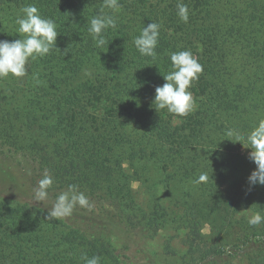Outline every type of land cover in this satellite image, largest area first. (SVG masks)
I'll return each instance as SVG.
<instances>
[{
	"label": "trees",
	"instance_id": "1",
	"mask_svg": "<svg viewBox=\"0 0 264 264\" xmlns=\"http://www.w3.org/2000/svg\"><path fill=\"white\" fill-rule=\"evenodd\" d=\"M145 2L105 9L117 24L96 47L89 21L103 0H0V40L20 38L17 13L29 4L59 32L24 81L0 79V157L26 168L31 186L27 200L0 199V264H85L84 254L100 264H264V223L237 216L264 215V185L249 186L257 166L234 152L250 145L226 135L246 136L264 119V0H168L155 59L140 55L131 31ZM185 50L203 72L190 89L194 110L177 117L153 101L171 53ZM201 173L209 179L197 184ZM46 175L52 184L37 201ZM62 194L110 208L125 238L114 245L78 202L49 216ZM157 238L161 261L146 248Z\"/></svg>",
	"mask_w": 264,
	"mask_h": 264
},
{
	"label": "clouds",
	"instance_id": "2",
	"mask_svg": "<svg viewBox=\"0 0 264 264\" xmlns=\"http://www.w3.org/2000/svg\"><path fill=\"white\" fill-rule=\"evenodd\" d=\"M121 7L119 0H103V6L99 14L89 21L88 32L96 47H103L107 43L105 32L108 28H115L117 21L113 15L105 12V9L118 11ZM177 14L181 21L187 23L189 19L188 6L182 2L177 3ZM17 32L21 34L19 39L12 41L0 40V79L13 76L25 77L28 74V64L38 58H43L56 47L57 31L56 23L51 18L42 16L35 4H29L19 10L16 17ZM161 25L151 22L141 29L140 35L134 38V45L140 55L155 59L156 48L159 43ZM109 45V44H108ZM172 71L163 76L165 83L155 88L154 101L156 109H167L170 114L177 117L188 116L195 107L193 93L190 91L194 81L199 79L203 72V66L193 56L191 51L185 50L173 52L170 55ZM87 77L92 76L89 69L83 70ZM226 135L235 136L237 142L245 139L250 145L249 159L256 164V169L248 177L249 186L264 185V119L259 120L255 127L246 135L241 136L235 129H228ZM209 179L207 173H201L195 183L200 184ZM52 184V178L45 176L35 191V199L43 201L47 197L46 188ZM87 206L88 200L83 194L74 195L69 199L66 194L58 197V200L49 212V216L61 217L70 215L74 203ZM249 225L256 226L264 223V215L254 212L248 218ZM85 264H100L99 256L89 258L86 254L81 256Z\"/></svg>",
	"mask_w": 264,
	"mask_h": 264
},
{
	"label": "rangeland",
	"instance_id": "3",
	"mask_svg": "<svg viewBox=\"0 0 264 264\" xmlns=\"http://www.w3.org/2000/svg\"><path fill=\"white\" fill-rule=\"evenodd\" d=\"M145 1L146 2L144 9L137 10V13L139 14L136 18L137 24L131 27V31L136 30L139 34L141 32V29L151 22L159 23L161 26L163 25V21L160 20V15L161 12L166 9L165 5L168 3V0ZM119 2H121V0H119ZM121 8L123 7H120L119 10H121ZM119 10L114 12L119 13ZM6 15H8L7 11L4 9H0V19L5 17ZM27 67H30L29 64ZM20 79L21 81H24L26 78L22 77ZM250 151L251 149L245 147L234 148V152L240 154L241 156H249ZM125 169L128 173H130L127 165H125ZM148 172L152 174L153 171L151 168H149ZM132 188L135 191L136 195H138V198H143L142 191L138 183H133ZM30 193L31 186L27 169L24 167L13 165L12 163L8 162L6 158L4 159V157H0V199L9 202L21 201L23 200V198L27 200L30 196ZM77 207L81 210H84L86 213L100 222L101 225L99 227L112 235V242L114 243V245H119L120 241L125 238L126 232L120 225L118 220L113 216L112 210L110 208L90 202H88L87 206L78 205ZM250 215L251 214L246 212H239L237 214L238 217H250ZM207 232L208 229L204 228V233ZM160 245L161 239L157 238V240L153 241V243L147 244L146 248L154 253L156 255V258L159 259L161 253ZM159 261H161V257ZM235 262L239 264H247L249 262V257L242 256L238 259H235Z\"/></svg>",
	"mask_w": 264,
	"mask_h": 264
}]
</instances>
